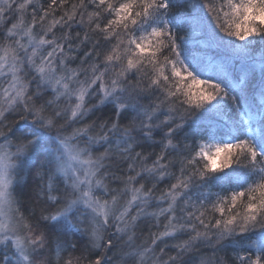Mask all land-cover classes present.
I'll use <instances>...</instances> for the list:
<instances>
[{
  "label": "snow or ice",
  "instance_id": "snow-or-ice-1",
  "mask_svg": "<svg viewBox=\"0 0 264 264\" xmlns=\"http://www.w3.org/2000/svg\"><path fill=\"white\" fill-rule=\"evenodd\" d=\"M183 2L0 0V264H264V0Z\"/></svg>",
  "mask_w": 264,
  "mask_h": 264
},
{
  "label": "trees",
  "instance_id": "trees-1",
  "mask_svg": "<svg viewBox=\"0 0 264 264\" xmlns=\"http://www.w3.org/2000/svg\"><path fill=\"white\" fill-rule=\"evenodd\" d=\"M71 2V0H70ZM45 7H46V2H45ZM67 7V5H66ZM174 12H188L190 11V9L187 6V3H184L183 0H178L177 6L173 9ZM59 11L57 12V15H59ZM30 19V17H29ZM184 33L181 32L180 35H183ZM201 49H202V53L204 55H206L207 57H210L212 59H214L217 62L222 61L226 56H227V52L224 49L218 48L215 44H207V43H202L201 44ZM253 55L258 57L259 56V48H257L254 52ZM74 67H76V64H73ZM250 80V85H249V89H248V94L250 99L253 100L254 103H256V99L259 95L260 92V72H259V66L257 65L256 67V71L249 77ZM112 115L111 111L109 109H104L102 112H97L94 116H92L89 120L85 121L86 123H90L92 120H96L97 124L100 123V121L105 120L107 118H109ZM234 115V114H233ZM13 118L9 119V123H11ZM98 130V129H97ZM159 137V136H158ZM157 139V138H156ZM159 140V139H157ZM144 151L145 153L148 152H153L154 154L152 156H150L148 163L151 164L152 160L155 159V154H158L160 152V148L159 146H156L155 148H149V147H145L143 149H137V151ZM126 167V165H125ZM168 183H170L169 181H165L161 184L158 185V188L156 190V195H159L160 192L162 190H164ZM148 186H151L150 183L148 184ZM34 187L33 181L31 179V177H28V188L26 189V191L30 194L32 189ZM112 187H121V185H117V184H113ZM23 201L25 203V206H29V203L31 204V206H34L37 210V212L39 213L40 207L41 205L38 204L35 199H32L31 201L29 200V196L26 195L23 198ZM242 211V209H239ZM209 216L212 215L211 212L208 213ZM163 222H161L162 224ZM158 231V229L155 227V222L151 221V222H143L141 224V230L138 232V238L141 239H145V241H149L150 240V233H156ZM186 237V236H185ZM71 239L73 240V242H77V251L74 252L72 255L73 257H78L81 255V252L79 251L80 245L84 243L83 240H79L78 236H73L71 237ZM178 240V239H177ZM175 240H170L168 241V243L172 244V243H177L178 241ZM158 251V250H157ZM201 253L205 256H211V250L207 249V248H202ZM218 255L223 256L224 253H218ZM228 255L231 256L232 255V250L229 249L228 250ZM51 256V254H50ZM49 256V257H50ZM65 258L67 259V256H65ZM198 254H193V262L195 264V262L198 260ZM75 264V262H74ZM81 264H87V261H81Z\"/></svg>",
  "mask_w": 264,
  "mask_h": 264
},
{
  "label": "bare ground",
  "instance_id": "bare-ground-1",
  "mask_svg": "<svg viewBox=\"0 0 264 264\" xmlns=\"http://www.w3.org/2000/svg\"><path fill=\"white\" fill-rule=\"evenodd\" d=\"M261 99V97H257L256 101L259 102V100ZM157 139H160V137L156 136ZM162 230V229H161ZM187 237L185 236H181V237H178L177 241L179 242L180 240H183V239H186ZM143 242H146V243H149L150 244V240L149 241H145V239H141V238H138L137 239V243H143ZM49 256H50V253H49Z\"/></svg>",
  "mask_w": 264,
  "mask_h": 264
},
{
  "label": "rangeland",
  "instance_id": "rangeland-1",
  "mask_svg": "<svg viewBox=\"0 0 264 264\" xmlns=\"http://www.w3.org/2000/svg\"><path fill=\"white\" fill-rule=\"evenodd\" d=\"M72 67H74V66L72 65Z\"/></svg>",
  "mask_w": 264,
  "mask_h": 264
}]
</instances>
